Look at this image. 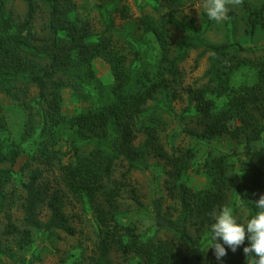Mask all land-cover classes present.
I'll use <instances>...</instances> for the list:
<instances>
[{"label":"trees","instance_id":"trees-1","mask_svg":"<svg viewBox=\"0 0 264 264\" xmlns=\"http://www.w3.org/2000/svg\"><path fill=\"white\" fill-rule=\"evenodd\" d=\"M23 1L27 11L22 16L8 9L7 0H0V96L6 93L24 108H36L41 121L39 132L31 141L30 157L22 167L28 173V180L23 183L27 227L23 229L10 216L7 232L21 233L22 245L31 241L32 228L76 234L63 206L66 193L70 192L81 201L92 202L101 216L103 226L95 264H117L112 259L115 247L126 258H138L139 264L251 262L253 257L247 258L243 252L249 243L247 239L235 252L224 245L227 255L216 259L214 250L208 248L210 226L214 223L210 213L228 205L230 194L234 198L233 214L239 211L238 205L247 209L248 219L257 211L253 201L259 199L264 187V57L253 61L240 59L231 51L245 49L237 42H206L200 30L176 17L187 0H165L169 7L165 16L145 15L135 22L155 35L160 48L158 62L142 66L135 65L142 59L139 46L132 44V56L115 37L121 31L113 10L124 19L130 17L129 7L121 4L122 0H113L114 8H109L106 0L99 4L106 26L102 31L97 29L91 14H81L76 0ZM43 7L49 13L48 36L35 27ZM248 20L253 28L264 27V4L250 8ZM170 25L187 26L185 33L175 40ZM135 27L131 24L130 30ZM200 47L211 52L208 80L184 85L181 64L191 49ZM96 58L111 65L114 82L109 96L100 106L67 117L62 111L61 90L86 84L82 70L93 74L91 64ZM242 63H249L254 74L235 85L232 73ZM30 85L38 90L32 101ZM183 92L194 107L183 131L208 139L228 137L242 143L245 158L240 168L230 153L197 164L193 148H167L162 135L163 112L177 117L172 102L182 98ZM212 95L224 97L226 102L219 106ZM30 125L28 121V133L32 132ZM5 127L0 121V129ZM139 133L144 139L137 144ZM62 142L67 143L66 149ZM17 145L4 154L0 144V156L16 162L24 151ZM150 157L166 163L167 188L180 205L179 214L173 216L164 209L163 198L153 200L156 226L166 230L168 237H144L135 227L121 225L114 217L125 186L115 177L119 162L129 165L123 173L126 178L133 168H149ZM191 169L208 176L207 187L195 189L182 180ZM10 185L13 169L0 168V193L4 197L13 198L16 193V189L8 190ZM44 206L50 211L46 221L42 218Z\"/></svg>","mask_w":264,"mask_h":264},{"label":"rangeland","instance_id":"rangeland-1","mask_svg":"<svg viewBox=\"0 0 264 264\" xmlns=\"http://www.w3.org/2000/svg\"><path fill=\"white\" fill-rule=\"evenodd\" d=\"M76 1L81 14L84 16L91 14L97 29L104 30L106 27L103 20L104 15L99 8L102 0ZM105 3L109 8H114L113 0H106ZM121 4H126L129 7L130 17L124 19L120 13L113 10L117 28L121 31L115 35L119 44L131 55V52L134 51L132 44L139 46L142 51V59L135 65L156 64L160 55L157 39L154 34L139 27L140 25L137 26L136 23L145 15H152L154 18L165 16L169 10L167 2L165 0H122ZM263 4L264 0H242L240 5H229L228 18L218 23L208 19L202 7V0H187L176 17L183 23L189 22L190 25L200 30L208 43L233 44L237 42L245 49H231L232 53L238 55L240 59L253 61L264 57V27L253 28L248 17L250 8H259ZM7 7L14 10L17 15L23 16L27 11V5L23 0H7ZM48 22V9L43 7L35 22V27L40 34L46 36L50 34L46 28ZM131 24L136 26L132 30H130ZM186 26L170 25L172 39L178 40L185 33ZM210 54L211 52L206 51L203 47L191 49L189 56L181 64L185 73L184 85L208 80L206 73L210 67ZM91 66L93 74L85 73L82 70L86 84L70 85L61 90L62 111L67 117L74 116L88 108H96L103 104L109 96L110 86L114 82L110 63L103 58H96ZM253 74V67L249 63H242L233 70L232 82L238 85L243 80L250 79ZM30 87L31 97L29 98L32 101L31 98L37 95L38 90L35 86L30 85ZM182 96L172 102L177 117L163 112L162 117L165 122L162 135L167 148L172 149L179 146L193 148L197 153V164L221 154L230 153L232 161L237 163V168H240L241 160L245 158V149L242 143L228 137L208 139L183 131L184 122L191 120L194 107L186 93L183 92ZM212 97L217 100L219 106L226 102L224 97L216 95H212ZM0 102V121L6 124L5 128L0 129V144L4 154L14 144H20L24 149L14 163L0 156V168L13 169V185H10L8 190L11 192L16 189L13 198L11 196L4 197L0 193V264H95V257L98 254V236L103 226L101 216L92 202L81 201L70 192L66 193L63 206L77 230L76 234L71 235L61 229L46 231L32 228L31 241L22 245L23 236L21 233L7 232L10 216L23 229L27 227L24 222L26 193L23 183L28 180V173L23 171L22 167L30 157L31 141L33 136H37L39 132L41 116L36 108L32 111L26 109L18 100L6 93L0 96ZM28 121L32 127V134L26 132ZM30 126L28 127L29 131ZM143 139V134L139 133L136 143L140 144ZM62 143L66 149L67 143ZM149 162V168H133L128 172L126 178L123 173L129 169V165L126 161L119 162L115 177L121 179L125 186L118 198V207L114 209V217L121 225L135 227V230L144 237H168L169 233L166 230H161L156 226L153 200L156 197L163 198L164 209L173 216L179 214L180 205L168 191L166 163L153 157L149 158ZM46 173L48 176H53L47 171ZM182 180L195 189L205 188L209 184L206 174L197 173L193 169L185 172ZM261 194H264V187ZM233 199L230 194L228 206L231 208ZM238 206L239 211L234 213V216L236 220L246 223L248 211L244 207ZM49 216L50 211L44 206L43 220L46 221ZM112 259L117 264H139L138 258L135 256L126 258L116 247L112 250ZM246 263L250 264L251 262L246 261Z\"/></svg>","mask_w":264,"mask_h":264},{"label":"clouds","instance_id":"clouds-1","mask_svg":"<svg viewBox=\"0 0 264 264\" xmlns=\"http://www.w3.org/2000/svg\"><path fill=\"white\" fill-rule=\"evenodd\" d=\"M241 3L242 0H202V7L210 19L219 23L228 18L229 5ZM253 202L257 211L246 224L237 222L233 209L228 205L210 213L214 223L210 226L211 242L208 248L214 250L217 260L227 255L224 245L235 252L247 239L248 246L243 248L246 257H253L251 264H264V194Z\"/></svg>","mask_w":264,"mask_h":264}]
</instances>
